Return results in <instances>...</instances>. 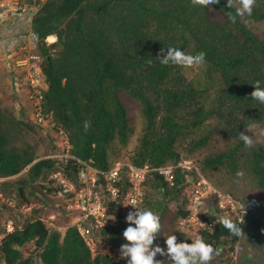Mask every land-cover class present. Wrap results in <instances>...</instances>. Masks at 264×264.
Returning <instances> with one entry per match:
<instances>
[{
    "label": "trees",
    "instance_id": "obj_1",
    "mask_svg": "<svg viewBox=\"0 0 264 264\" xmlns=\"http://www.w3.org/2000/svg\"><path fill=\"white\" fill-rule=\"evenodd\" d=\"M228 11L235 14L227 0L207 8L193 5L191 0H48L30 29L38 35L42 70L49 85L43 112L52 113L57 126L66 132L74 156L92 159L95 166L105 169L114 145H127L132 128L121 100V93L126 92L139 104L143 116L130 160L159 166L200 151L195 163L215 187L245 203L260 202L247 226H239L243 234L251 228L260 233L264 146L247 148L240 140L231 148L202 153L215 130L207 128L210 125L222 127L231 137L253 124L264 125V104L250 96L256 81L264 87V41L246 24V20L264 21V0H256L251 16L237 17L235 23L228 20ZM50 36L56 41L47 46L45 39ZM11 38L9 35L6 40ZM168 46L187 54L206 53L202 65L206 78L218 80L210 100L185 77L184 67L160 63L157 56L162 49L166 53ZM85 120L91 121L88 132L82 127ZM204 127L205 134L197 135ZM185 136H192L186 145ZM46 142V137L7 113L0 103V178L12 177L0 182V191L16 184L22 204L32 206L25 221L15 223L14 231L2 239L4 264H31L34 253L24 257L21 251L30 243L38 249L43 264H114L108 254L127 243L122 235L126 223L97 233L103 243L98 244L101 253L94 257L75 226L63 233L47 228L43 209L53 199L51 189L41 185V180L48 171L67 165L61 159L39 157ZM182 147L187 155L181 156ZM238 171L242 176L237 177ZM177 178L175 187L159 184L168 200L188 196L176 189L185 175ZM36 185L47 193L42 200L31 202L27 188ZM187 201L176 208L175 218L186 215ZM143 208L159 217L168 211L162 202L151 200ZM201 234L215 249L223 241L234 247L243 236L232 235L221 223ZM118 264H127V260Z\"/></svg>",
    "mask_w": 264,
    "mask_h": 264
},
{
    "label": "built area",
    "instance_id": "obj_2",
    "mask_svg": "<svg viewBox=\"0 0 264 264\" xmlns=\"http://www.w3.org/2000/svg\"><path fill=\"white\" fill-rule=\"evenodd\" d=\"M47 1L0 0V23H9L0 30L5 32L0 35V45L4 47L6 44L4 59L8 66L13 65L17 69L18 83L26 89L25 98L32 106L34 124L55 130L56 134L51 138L54 151L44 158L61 159L67 167L58 166L48 171V178L42 177L41 185L51 189L50 196L67 216L68 226H75L92 253L96 254L101 251L98 244L103 243L97 233L102 234L107 228H115L118 223H126V216L134 211L132 206L143 208L149 193L153 191L152 184L156 175L173 186L176 173L185 175L179 187L189 195L186 215L177 220V227L186 235L189 243L197 235L201 236L203 230H212L215 223L220 222L221 217L226 214L233 222L240 224L243 219L244 223L256 204L243 203L217 190L191 161L185 160L160 167L138 166L131 161H114L102 169L95 166L92 159L83 160L70 152L68 135L54 125L52 113H44L42 109L44 93L49 85L42 70V56L36 52L38 37L30 29V25ZM23 30L25 31L22 32ZM9 35L13 38L6 40ZM8 42H12L13 47H8ZM70 161H73L71 166ZM11 178H0V182ZM43 191L47 193L46 190ZM6 202L10 208L16 207L13 199ZM22 208L27 214L32 212L31 205L24 204ZM211 216L214 217L212 221L209 220ZM54 218L55 216H51V221ZM50 225L51 228H56L55 225ZM4 229L6 233H11L14 230V222L7 220ZM4 236L5 233H0V245ZM37 251L34 246L31 251V254L34 253L31 264H43ZM115 251L114 249L109 253L108 257L114 264H118L122 259Z\"/></svg>",
    "mask_w": 264,
    "mask_h": 264
},
{
    "label": "rangeland",
    "instance_id": "obj_3",
    "mask_svg": "<svg viewBox=\"0 0 264 264\" xmlns=\"http://www.w3.org/2000/svg\"><path fill=\"white\" fill-rule=\"evenodd\" d=\"M216 16V14L214 15ZM9 23H0V30L3 27L7 26ZM246 24L248 27L256 33L261 40L264 41V21L255 22L251 20H246ZM1 33V32H0ZM5 34V32H2ZM2 35V34H0ZM55 41V40H54ZM0 39V43H1ZM50 40L48 42L49 45ZM0 45V103L4 110L7 113L12 114L17 117L21 121L29 124L33 128H35L43 137H46L47 142L44 146H41V151L39 152V157L46 155L47 151L53 150L50 148L51 138L55 136V130L51 128L39 127L34 124L32 118V110L31 104L29 100H27L26 89L18 83V72L17 69L13 65H7L6 59H4L3 52L5 51V46ZM8 47H13L12 42L7 43ZM55 50H59V47L55 48ZM52 51V50H51ZM36 52H39V49H36ZM55 52V51H52ZM3 57H2V56ZM184 75L187 79L194 81L195 85L204 91V96L209 100L212 98L213 94L217 89L218 80L216 77H212L210 79L206 78V73L204 67L201 66H193V67H184ZM26 97V98H25ZM121 100L124 105L127 107L128 116L130 125L132 128V135L130 136L128 143L126 146H122L119 144L114 145V149L109 151V160H126L130 159L129 157L133 154L137 144L138 138L141 135V131L143 128V116L141 112V108L135 99L130 97L126 92L121 93ZM54 118V117H53ZM57 128V124L55 123ZM210 125L207 128L215 129L211 137L209 139L207 147L202 151L203 154H208L210 150H224L233 147L240 140L237 138L238 134L243 132L245 135L252 136L254 140L253 146L258 148L264 146V125L263 124H253L249 126L248 131L246 129L241 130L236 137H231L227 135L222 127ZM61 129V128H60ZM203 133H198L197 135H204L206 132V128L204 127ZM202 129V130H203ZM200 130V131H202ZM199 131V132H200ZM193 136V135H192ZM185 136L184 145H186L190 141V137ZM53 139V138H52ZM185 147V146H184ZM179 148L181 156L187 155L186 148ZM198 153H194L187 157V159H191L192 161H196L198 159ZM44 178H48V173L44 174ZM27 192L29 195V200L31 202H35V200H42L41 198L46 196L43 190H39V187L36 185L35 187H28ZM18 193V186L15 184L12 188H4L0 191V229L4 226V223L7 220H12L16 224H22L25 218L24 213H22L23 209ZM40 196V197H39ZM13 199L16 203V207L14 209L10 208L7 205V200ZM47 199V198H46ZM152 201L162 202L168 208L166 214L160 217L161 223V231L158 234L157 239L154 241V246L159 245L162 248L166 249L165 238L169 235H175L177 237V243L182 242L181 234L178 232L176 227V218L175 212L178 207V201L168 200L166 197L157 194L154 197H151ZM45 201V198L43 199ZM45 219L54 215L56 219V223L62 227L61 231H64V227L68 225V219L57 207L54 201L48 202L47 209H45ZM259 218L261 219L262 230L260 233H257L254 228L249 229L244 233L242 239L238 244L234 246V248H226L223 252H220L218 256L214 255L213 259L209 262V264H264V215L260 214ZM47 227L50 224L46 223ZM57 226V225H56ZM1 231V230H0ZM255 235V239L249 237L248 234ZM231 245V244H230ZM121 246V245H120ZM120 246L116 248L115 252L120 256ZM34 247L33 243L26 244L21 248L22 254L24 257H28L31 254V251ZM249 257H251L249 259ZM156 260L164 261L165 264H168L167 257H162L159 254L156 256ZM2 261H0V264Z\"/></svg>",
    "mask_w": 264,
    "mask_h": 264
},
{
    "label": "clouds",
    "instance_id": "obj_4",
    "mask_svg": "<svg viewBox=\"0 0 264 264\" xmlns=\"http://www.w3.org/2000/svg\"><path fill=\"white\" fill-rule=\"evenodd\" d=\"M191 3L193 5H199V6H202L204 8H207L208 6L219 4V0H191ZM255 4H256V0H227V7L229 9H233V8L235 9V14H233V12H231V11L226 12L228 20L231 23H235L237 17L243 18V17H245V15L251 16L252 11H253V7L255 6ZM0 34L4 35L2 32ZM37 37H38V35H37ZM48 38L49 37H47L45 39L46 44H48V42H49L47 40ZM55 41H56V38H55ZM50 44H52V42H50ZM38 45H39V39H38ZM49 45H47V46H49ZM165 48H166V53H165V50L162 49L161 52L159 53V55L157 56V58L160 60V63L163 65H168L171 62L172 64L178 65L181 67H193V66H201L205 63L206 53H204V52H199L197 54H187L178 47L168 46ZM148 63H149V66H151L152 61L149 60ZM129 75H131V72H129ZM252 86L254 88V91L250 94L251 99L254 101H258L261 104H264V87L261 86V82L256 81ZM82 127H83L85 132H88L91 128V121L85 120L83 122ZM246 130L248 131V129H246ZM237 138L239 140H241L243 142L244 146L247 148H251L254 144V140H253L252 136L250 137L248 135H245L243 132L239 133ZM51 146H52V144H51ZM185 160L191 161L192 163H194L199 168L202 175L207 179V177L201 171L200 167L191 159H182L178 162L185 161ZM115 161H131V160L126 159V160H115ZM111 162H114V161L109 160L108 164ZM178 162L168 163L165 165L177 164ZM135 165H137V164H135ZM145 165H149V164H145ZM165 165H159V166L150 165V166L160 167V166H165ZM138 166H143V165H138ZM178 175H180V174L176 173V178ZM236 175H237V177H240V176H242V173L238 171ZM177 179H175L174 185L170 186V185H168V183H166L162 180V177L156 175L154 182L152 184V190L153 191L149 193L148 200H151V197H154L157 194L164 196L162 189L159 188V184L161 182L164 183L168 188H171V187H175V185L177 183ZM207 180L211 183V181L209 179H207ZM211 185L214 188H216L217 190H219L223 193L229 194V193L224 192L223 190L215 187L212 183H211ZM179 186L180 185L176 186V189H178L182 193L186 194ZM229 195H231V194H229ZM231 196L234 197L233 195H231ZM188 198H189V195L186 198H184V196L179 195V198L175 199L173 201H178V207L181 206V208H182L186 199H188ZM241 202L245 203L244 201H241ZM187 203H188V201H187ZM187 203L185 204L184 209H186ZM259 203L260 202L250 203V204H256V206L250 212V214L247 216L244 223H243L242 218H241L242 223H240V224L235 223L226 214V215L221 217L220 222L215 223V226L218 223H221L222 226L225 229H227L232 235H235L237 237L244 235L240 227H246L247 226L248 221H249L248 219L250 218V215L252 214L253 211H255V209ZM21 204H22V202H21ZM132 207H133L134 211L129 212L128 215L126 216L127 227L123 231V234H122L124 240H126L127 243L122 244L120 246V250H119L120 251V259L127 260V264H165L164 261L156 260L157 254H159L162 257H167V262L171 261V264H209V262L213 259L214 255L218 256L220 254V252L224 251L227 244H229V245L226 248H231V247L234 248L232 245H230L231 244L230 242H226V241L224 242L223 241L218 245L217 249H215L211 244L206 243L204 241L202 234H201V236L197 235L196 238L191 243H189L190 241L186 240V235L184 233H182L177 227V220L183 216H179L176 218V227H177L178 232L181 234L180 236L182 237V242L177 243V237L172 234V235L167 236V238H165L166 249L160 247L159 245H156L153 247L154 241L157 239L158 234L161 231V223H160L159 215L157 213L153 212L151 209H148V208H138L135 206H132ZM242 207H243V205H242ZM22 213H24V216H25V218L23 220V222H24L25 219L27 218L28 214L26 213L25 210H23ZM52 216H54V215H52ZM43 217H44V215H43ZM50 217H48V219H45V221L48 224L55 225L56 229L61 231L62 227H60L58 224L55 223L56 219L54 218V220L51 221ZM213 219H214L213 216L209 217L210 221H212ZM181 223H183V220H181ZM68 224H69V220H68ZM215 226L213 227V229L215 228ZM67 227H69V226L66 225L64 227V230ZM47 228H51V225L48 226ZM0 230H1L0 233H2V232L5 233V236L10 234V233L5 232L4 226L1 227ZM212 230H210V231H212ZM61 232L63 233L64 231H61ZM104 232L105 231H103L102 233H104ZM1 242H2V240H1ZM0 249H1V245H0ZM100 249H102V247ZM90 251H91V249H90ZM91 253H92V251H91ZM98 253H101V251ZM98 253H96V254L92 253L93 257L96 256ZM117 256H119V255H117ZM250 258L251 257H249V259ZM0 261H2L1 264H4L2 252L0 253ZM31 262H32V260H31Z\"/></svg>",
    "mask_w": 264,
    "mask_h": 264
},
{
    "label": "bare ground",
    "instance_id": "obj_5",
    "mask_svg": "<svg viewBox=\"0 0 264 264\" xmlns=\"http://www.w3.org/2000/svg\"><path fill=\"white\" fill-rule=\"evenodd\" d=\"M48 41L50 40V42H55L54 40H55V37L54 36H50L48 39H47Z\"/></svg>",
    "mask_w": 264,
    "mask_h": 264
},
{
    "label": "crops",
    "instance_id": "obj_6",
    "mask_svg": "<svg viewBox=\"0 0 264 264\" xmlns=\"http://www.w3.org/2000/svg\"><path fill=\"white\" fill-rule=\"evenodd\" d=\"M2 56V55H1ZM3 57V56H2Z\"/></svg>",
    "mask_w": 264,
    "mask_h": 264
}]
</instances>
